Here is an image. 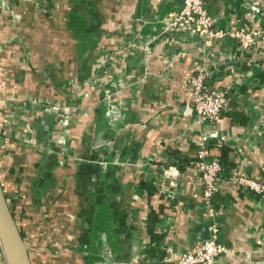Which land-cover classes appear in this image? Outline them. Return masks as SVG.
<instances>
[{
    "label": "crops",
    "instance_id": "0c3cea01",
    "mask_svg": "<svg viewBox=\"0 0 264 264\" xmlns=\"http://www.w3.org/2000/svg\"><path fill=\"white\" fill-rule=\"evenodd\" d=\"M182 1L0 7V119H15L11 133L0 129V182L32 264H104L107 248L117 253L110 264H178L210 239L228 251L215 264H264V191L233 182L241 175L264 184V39L240 51L226 38L162 36ZM205 6L221 29L264 18V0ZM155 34L144 53L145 36ZM199 71L229 95L212 122L191 106L187 79ZM106 92L125 120L103 136L112 142L103 146L109 174L92 164ZM201 147L221 166L211 219L195 165ZM95 193L103 258L88 231ZM134 240L140 262L130 254Z\"/></svg>",
    "mask_w": 264,
    "mask_h": 264
},
{
    "label": "built area",
    "instance_id": "2783aa9c",
    "mask_svg": "<svg viewBox=\"0 0 264 264\" xmlns=\"http://www.w3.org/2000/svg\"><path fill=\"white\" fill-rule=\"evenodd\" d=\"M207 1L209 0H183L176 18L170 23L168 30L171 32L179 30L188 35L200 37L209 44L214 40L226 38L234 41L240 51H247L259 39H264V18L252 26H243L233 30L221 29L217 27L216 20L209 15L205 6ZM7 5L8 0H0V7ZM187 85L192 109L198 117L212 122L225 111L229 102L228 92L209 88L204 73L199 71L190 75ZM7 129H4V132H9L6 131ZM195 165L201 178L202 201L207 215L211 219L213 217L211 199L221 180V166L216 158L207 155L203 147L196 151ZM233 182L238 188L249 190L255 194L264 191V184L258 178L239 175L234 177ZM227 252L223 245L212 239L205 240L195 251L181 254L178 264H215L216 258ZM0 257L3 258L1 246Z\"/></svg>",
    "mask_w": 264,
    "mask_h": 264
},
{
    "label": "water",
    "instance_id": "95a60500",
    "mask_svg": "<svg viewBox=\"0 0 264 264\" xmlns=\"http://www.w3.org/2000/svg\"><path fill=\"white\" fill-rule=\"evenodd\" d=\"M143 1L146 2L147 0H143ZM178 12H179V8H177L174 16H172L170 19L165 21V23L161 26L159 33L162 36H166L168 33H171V31L168 30V27L170 23L173 21V19L176 18ZM145 39L146 41L143 44L144 53L147 52L149 45H151L153 42H156L157 35L156 34L153 36L146 35ZM144 59L145 58H143L142 60ZM108 95L109 92H106L105 99H103V108H104L103 120L105 121V124L101 128V131L97 134L94 144L106 146L110 150L112 146V142L106 141L103 136L105 135L106 132H109L111 134L115 133L119 126V124L117 123L125 120L121 119L119 115L120 113L116 108L110 106V103L107 99ZM103 237L104 239H106L105 234L103 235ZM0 246L5 264H32L25 243L21 237L19 229L9 209L8 203L6 201L2 189L1 182H0ZM109 250L110 249L107 248V250L104 252L105 264L111 263V261L115 258V256H117V253H112ZM137 253H138L137 240H134L130 254L133 258H135L138 262H140ZM160 264H169V263L165 262Z\"/></svg>",
    "mask_w": 264,
    "mask_h": 264
},
{
    "label": "flooded vegetation",
    "instance_id": "af4514ba",
    "mask_svg": "<svg viewBox=\"0 0 264 264\" xmlns=\"http://www.w3.org/2000/svg\"><path fill=\"white\" fill-rule=\"evenodd\" d=\"M92 149H93V152H94V159L92 160V164L94 165V166H98L99 168H101V170L104 172V173H106V174H109V171H107V166H105L106 165V163L105 162H103V146L102 145H97V144H94L93 145V147H92ZM96 175H97V172H96ZM36 192V191H35ZM97 195H99L98 193L96 194H91L90 195V197H92V198H94L93 200H94V206H93V208L95 207L96 208V213H95V219L94 220H92V224H93V229L91 230V229H89L88 231L90 232V233H92V234H94L95 236H97L96 238H95V240H94V245H96V247H97V250H96V252H95V255H97V257H99V258H101L102 257V248L101 249H99V244H98V242H97V239L99 240V241H101V243H103V239H102V229L100 228V225H102V224H100V221H101V215H98V206H99V203H98V201H96V197H97ZM103 258V257H102ZM104 258H105V256H104ZM98 260H100V259H98ZM104 261H105V259H104ZM112 262V261H111ZM96 263H97V260H96ZM97 264H103L102 262H99L98 261V263ZM105 264V263H104ZM110 264V263H109Z\"/></svg>",
    "mask_w": 264,
    "mask_h": 264
},
{
    "label": "rangeland",
    "instance_id": "374dc122",
    "mask_svg": "<svg viewBox=\"0 0 264 264\" xmlns=\"http://www.w3.org/2000/svg\"><path fill=\"white\" fill-rule=\"evenodd\" d=\"M23 74L25 73V71H21ZM16 79H21L20 78V74L19 75H17L16 76ZM11 119V118H10ZM15 120V119H14ZM14 120L13 119H11V121L9 120V119H7V117L5 116L4 118H3V116H2V118L0 119V129H3V131H4V129H6V128H8L6 131H9V133H11L12 132V129L14 128V124H13V122H14ZM4 124V125H3ZM7 124H9V125H7ZM5 125H7V126H5ZM5 133H7V132H5ZM36 254V253H35ZM39 254H43V253H39ZM35 256H37V255H35ZM37 259V257H35V264H38V263H36L38 260H36ZM44 261H47V260H44ZM43 261V262H44ZM46 264H49V262L47 261V262H45Z\"/></svg>",
    "mask_w": 264,
    "mask_h": 264
},
{
    "label": "trees",
    "instance_id": "16d2710c",
    "mask_svg": "<svg viewBox=\"0 0 264 264\" xmlns=\"http://www.w3.org/2000/svg\"><path fill=\"white\" fill-rule=\"evenodd\" d=\"M33 189H34V193H35V191L38 190V189L36 188V186H34V185H33ZM39 191H40V190H38L37 193H39ZM5 198H6V197H5ZM9 209H10L11 214H12V216H13L12 209H11L10 207H9ZM102 214H104V213H101V214H100V212L98 213V215H101V217H103L104 215H102ZM102 222H103V221H100V223H102Z\"/></svg>",
    "mask_w": 264,
    "mask_h": 264
}]
</instances>
